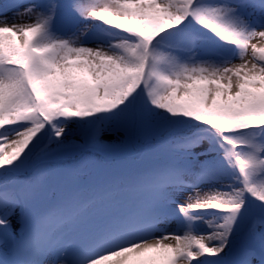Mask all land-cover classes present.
<instances>
[{"label":"snow or ice","instance_id":"snow-or-ice-1","mask_svg":"<svg viewBox=\"0 0 264 264\" xmlns=\"http://www.w3.org/2000/svg\"><path fill=\"white\" fill-rule=\"evenodd\" d=\"M0 247L264 264V0L0 5Z\"/></svg>","mask_w":264,"mask_h":264},{"label":"rangeland","instance_id":"rangeland-1","mask_svg":"<svg viewBox=\"0 0 264 264\" xmlns=\"http://www.w3.org/2000/svg\"><path fill=\"white\" fill-rule=\"evenodd\" d=\"M10 2H11V0H0V5H2V4H8ZM18 22H29V21H18ZM60 34L61 35H65V36H69V35H71V30L69 28H64V29L61 30ZM87 46H94V44H93L92 41H89L88 44H87ZM234 62L235 63H239V60L237 59ZM16 227H18V225H16ZM3 251H4L3 248L0 247V258H2V256H3Z\"/></svg>","mask_w":264,"mask_h":264}]
</instances>
